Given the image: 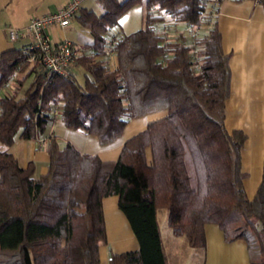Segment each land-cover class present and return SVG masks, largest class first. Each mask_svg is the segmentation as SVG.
Returning a JSON list of instances; mask_svg holds the SVG:
<instances>
[{"label": "trees", "instance_id": "obj_1", "mask_svg": "<svg viewBox=\"0 0 264 264\" xmlns=\"http://www.w3.org/2000/svg\"><path fill=\"white\" fill-rule=\"evenodd\" d=\"M138 1L101 0L99 15L80 7L75 17L93 40L65 73L31 63L21 48L0 55V87L23 73L0 97V264L96 263L108 195H118L139 242L137 250L111 254L109 264H165L156 219L161 207L173 233L191 246L204 245V224L213 222L226 241H246L250 264H264V164L249 198L240 155L245 135L229 132L224 122L230 67L220 33L212 23L189 43L186 34L168 37L157 27L165 14L198 28L212 14L209 0H143L142 27L108 31ZM110 37L113 67L103 58ZM162 110L164 116L124 141L114 161L81 153L70 142L61 146L50 133L47 170L34 176L33 165L20 166L6 148L17 138L39 137L56 115L107 145L129 119Z\"/></svg>", "mask_w": 264, "mask_h": 264}, {"label": "crops", "instance_id": "obj_2", "mask_svg": "<svg viewBox=\"0 0 264 264\" xmlns=\"http://www.w3.org/2000/svg\"><path fill=\"white\" fill-rule=\"evenodd\" d=\"M66 1L0 0V55L6 50L20 49L26 42L11 41L8 37L9 28H21L32 17L53 11ZM164 17L157 27L163 30L165 36L169 37L167 31L174 27L179 28L177 34H186L183 29L190 28L186 23L165 14ZM212 23L220 33L222 51L229 56L230 93L225 101L224 122L229 132L239 130L245 135L240 149L241 169L245 173L243 186L246 195L252 198L260 185L264 164V0H221L215 12L208 13L201 25L193 29L196 30L195 35L206 34ZM117 31L120 29L111 32ZM63 37V28L53 27L51 38L56 40ZM110 62L111 67L116 65L115 53ZM72 69L77 70L76 66ZM18 74L23 76V73L15 72L0 87V91L6 86L14 90L11 81ZM9 89L6 91L9 92ZM164 115L165 111L162 110L129 119L122 134L107 145H101L95 134L65 126L56 115L39 137L17 138L6 148L16 157L20 166L26 168L32 164L34 176L47 170L49 156L46 145L50 133L57 136L61 146L70 142L81 153L96 154L104 161H114L125 140L143 130L148 122ZM161 208L156 211V219L165 264H250L245 240L226 241L220 227L208 222L204 224V245L191 246L185 235L173 233L168 224V209ZM102 210L106 239L98 246V261L94 264H109L111 254L139 249L138 239L118 206V195L104 196Z\"/></svg>", "mask_w": 264, "mask_h": 264}, {"label": "built area", "instance_id": "obj_3", "mask_svg": "<svg viewBox=\"0 0 264 264\" xmlns=\"http://www.w3.org/2000/svg\"><path fill=\"white\" fill-rule=\"evenodd\" d=\"M81 0H67L53 11L32 17L21 28H9L11 41L25 40L21 50L28 61L35 63L49 73H65L75 62V56L82 50L66 38L52 39L53 27L65 28L80 8ZM259 1V0H256ZM219 0H209L207 11L215 12ZM107 48L103 55L107 66L111 67L110 58L114 52L113 37L107 40Z\"/></svg>", "mask_w": 264, "mask_h": 264}, {"label": "rangeland", "instance_id": "obj_4", "mask_svg": "<svg viewBox=\"0 0 264 264\" xmlns=\"http://www.w3.org/2000/svg\"><path fill=\"white\" fill-rule=\"evenodd\" d=\"M121 1V0H120ZM80 7L91 9L94 14L99 15L103 12V6L101 4V0H81L80 1ZM144 13H145V5L144 1H138L135 4L131 5L129 8H127L119 17L118 22L115 25H112L108 31H115L120 29L123 33H129L132 31H135L143 26L144 24ZM179 28L174 27L171 29H168L167 33L169 34V37H175L178 33ZM64 37L67 40L72 41L75 43L78 47L83 49V47L89 43L92 42V34L90 32V29L79 21L77 17H74L71 19L70 23L63 28ZM183 32L186 33L188 37L189 43H194V35L196 34V30H193L191 28H184ZM109 33V32H108ZM107 33V34H108ZM195 49L196 47H193V53L195 56ZM22 74L14 75L12 78L11 83H13V89L18 85L17 79L20 78ZM77 76L79 79H83V73L77 72ZM17 77V78H16ZM31 77L25 78L23 81V86L21 90L29 83V80ZM10 83V84H11ZM9 89L8 86H6V89L0 91V97L9 94L11 90L9 89V92L6 90ZM12 89V88H11ZM155 114V113H153ZM1 146V145H0ZM164 209V208H161Z\"/></svg>", "mask_w": 264, "mask_h": 264}]
</instances>
